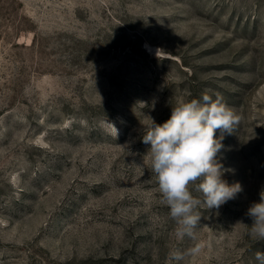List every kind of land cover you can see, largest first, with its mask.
<instances>
[{"label": "rangeland", "instance_id": "obj_1", "mask_svg": "<svg viewBox=\"0 0 264 264\" xmlns=\"http://www.w3.org/2000/svg\"><path fill=\"white\" fill-rule=\"evenodd\" d=\"M204 93L241 117L220 156L242 191L181 240L142 122ZM261 191L264 0H0V264H176L196 243L180 264H257Z\"/></svg>", "mask_w": 264, "mask_h": 264}, {"label": "clouds", "instance_id": "obj_2", "mask_svg": "<svg viewBox=\"0 0 264 264\" xmlns=\"http://www.w3.org/2000/svg\"><path fill=\"white\" fill-rule=\"evenodd\" d=\"M240 119L221 97L213 99L204 93L199 99L182 100L171 105L170 118L162 124L156 123L150 115H146V121L142 122L141 139L150 145L146 155L156 176L161 203L169 208V219L176 225L178 239L196 240V229L201 220L197 209L201 204L218 213L222 205L242 191L239 182L229 184L223 178L232 170L224 167L220 156L225 134H231ZM106 123L117 136L118 129L114 124ZM217 130L219 137L216 136ZM193 186L202 194V200L193 195ZM246 215L252 219L251 225L245 224L247 235L255 241H264V191L260 193L259 202L250 205ZM200 251L201 246L196 243L185 251H171L169 258L180 264L186 257H195ZM255 260L257 264H264V252H256Z\"/></svg>", "mask_w": 264, "mask_h": 264}]
</instances>
